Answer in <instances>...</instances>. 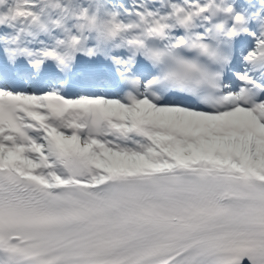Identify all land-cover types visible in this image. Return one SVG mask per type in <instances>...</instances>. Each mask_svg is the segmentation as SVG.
I'll list each match as a JSON object with an SVG mask.
<instances>
[{"label": "snow or ice", "instance_id": "6c2138e0", "mask_svg": "<svg viewBox=\"0 0 264 264\" xmlns=\"http://www.w3.org/2000/svg\"><path fill=\"white\" fill-rule=\"evenodd\" d=\"M0 264H264V0H0Z\"/></svg>", "mask_w": 264, "mask_h": 264}]
</instances>
